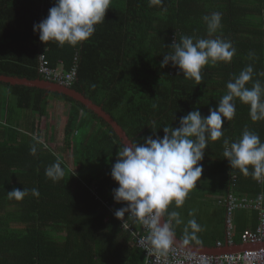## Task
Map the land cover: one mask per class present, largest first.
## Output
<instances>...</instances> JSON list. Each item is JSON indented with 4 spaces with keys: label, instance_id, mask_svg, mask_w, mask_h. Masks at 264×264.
<instances>
[{
    "label": "trees",
    "instance_id": "obj_1",
    "mask_svg": "<svg viewBox=\"0 0 264 264\" xmlns=\"http://www.w3.org/2000/svg\"><path fill=\"white\" fill-rule=\"evenodd\" d=\"M54 3L0 0V75L47 81L43 66L69 70L76 58L77 77L69 88L102 106L130 140L143 143L153 132L162 138L164 127H178L190 111L206 117L227 94V82L250 64L254 72L247 87L257 80L264 84V0H163L159 6H150L149 0H111L105 22L76 46L41 42L33 31ZM213 12L222 14L221 27L209 34L202 17ZM183 36L228 40L236 54L231 62L206 65L197 85L171 62L160 67L172 50L168 46ZM235 104L234 118L222 125L224 136L208 141L196 188L182 206H169L181 218L201 198L228 193L254 200L261 195L264 207V177L245 176L223 157V140H237L245 128L264 142V120L252 121L249 106L239 99ZM58 106L66 111L57 124L52 114ZM34 137L40 140L35 155L30 153ZM121 144L113 128L80 101L0 81V264H142V251L112 215L125 206L113 199L118 184L110 175ZM57 159L64 176L54 182L45 170ZM13 188L29 194L20 201L9 199ZM33 188L39 196L32 195ZM248 210L255 213L252 228L235 220ZM226 218L222 206L221 235L206 237L202 228L200 243L189 244L226 242ZM128 219L135 228L141 226ZM231 220L236 244L245 230L260 224L258 210L250 207L234 210ZM173 226L182 240L185 229L191 231L188 224L173 221Z\"/></svg>",
    "mask_w": 264,
    "mask_h": 264
},
{
    "label": "clouds",
    "instance_id": "obj_2",
    "mask_svg": "<svg viewBox=\"0 0 264 264\" xmlns=\"http://www.w3.org/2000/svg\"><path fill=\"white\" fill-rule=\"evenodd\" d=\"M162 3L163 0H149L150 6ZM110 4L111 0H55L47 17L35 24L33 31L39 33L41 42L54 41L61 46H76L95 33L96 25L105 22ZM202 19L209 34L221 27L220 12L205 15ZM168 47L172 50L163 55L160 67H166L171 62L172 66L179 68L183 77L193 79L197 85L203 80L202 69L206 65L231 62L236 54L232 43L220 38L183 36L179 42L173 41ZM249 55L251 58L255 54ZM253 72L250 64L229 80L227 94L222 96L216 108L209 109L206 117L198 110L190 111L180 118L178 127H164L162 138L153 132L155 138L145 137L143 143L135 139L122 142L110 175L118 184L113 190V199L125 206L116 210L114 216L123 221L127 214V217L142 223L149 230L147 242L158 254H166L177 244L173 221L178 226L183 220L178 211H169V206L173 203L176 207L182 206L190 191L196 188L203 172L200 162L208 141H217L224 136L222 125L234 118L235 100L239 99L249 106L252 121L264 120V84L257 80L251 88L247 87ZM34 140L30 147L33 155L40 143L39 137H34ZM223 144V157L230 167L245 176L264 177V142L257 133L245 128L240 138L233 142L225 138ZM45 175L54 182L62 179L64 170L61 161L57 159L48 166ZM31 193L39 196L36 188L31 189ZM28 194L29 190L25 188H13L7 192L9 199L17 201ZM189 215L194 216V212ZM188 227L191 231L185 229L182 243H200L197 233L202 231L201 225L193 218L188 221Z\"/></svg>",
    "mask_w": 264,
    "mask_h": 264
},
{
    "label": "built area",
    "instance_id": "obj_3",
    "mask_svg": "<svg viewBox=\"0 0 264 264\" xmlns=\"http://www.w3.org/2000/svg\"><path fill=\"white\" fill-rule=\"evenodd\" d=\"M77 68L78 63L75 58L69 70L62 71L61 69L43 66V72L47 81L70 87L76 80ZM235 179V176H232L231 186ZM215 197L218 202L223 204L226 208L227 222L225 235L226 244L228 245L235 244L232 237L233 222L231 219L233 211L244 207L258 210L260 224L254 231L245 230L241 236L242 243L250 244L254 247L233 253L211 255L207 253H195L175 245L166 254L160 255L152 250L151 245L147 242L149 230L142 223L139 228H135L126 215L123 221L118 220L121 223V227L130 234L133 243L142 251L144 256L143 264H264V248L255 246L256 244L264 242V207L262 206L261 195H259L256 200L246 196H236L233 193H228L226 196L218 195ZM112 215L114 216L113 211ZM222 245L220 241L216 242V246L221 247Z\"/></svg>",
    "mask_w": 264,
    "mask_h": 264
},
{
    "label": "crops",
    "instance_id": "obj_4",
    "mask_svg": "<svg viewBox=\"0 0 264 264\" xmlns=\"http://www.w3.org/2000/svg\"><path fill=\"white\" fill-rule=\"evenodd\" d=\"M222 206L224 205L218 202L215 196H212L209 199L201 198L199 200V204L196 203L195 206L189 205L186 208L187 212L182 215L183 223L188 224L189 219L191 220L194 218L196 219V221L198 220L201 221L203 234L206 237H212L219 234L221 235L222 226L221 224H218V219L220 218V208ZM190 212H194V216L189 215ZM247 212L248 213L242 214L244 216L237 217V215H235V220H238L241 224L245 225L247 228H252V222L255 213L252 210H248ZM135 222L136 224H138V226L140 225V222L138 220H135ZM213 239L214 238H210L209 242L213 241ZM190 245H192V247L197 249L198 252H205L211 255L238 252V251H242L244 249L243 247H246V245L241 242L234 245H227L225 242H223V246L221 247L216 246V242L214 245L211 246L203 245V244H194V243ZM255 246L264 248V242L256 244ZM201 247H205L206 249H202Z\"/></svg>",
    "mask_w": 264,
    "mask_h": 264
},
{
    "label": "water",
    "instance_id": "obj_5",
    "mask_svg": "<svg viewBox=\"0 0 264 264\" xmlns=\"http://www.w3.org/2000/svg\"><path fill=\"white\" fill-rule=\"evenodd\" d=\"M0 81H4L11 84H24L27 86L39 87L50 92L63 93L69 97H72L75 100L80 101L86 107L93 110L98 116L103 118L113 128L115 133L120 138L121 142L124 141L125 143H127V140H130L124 129L112 118V116L109 113H107L102 108V106L95 104L93 101L85 97L83 94L72 88L65 87L56 84L54 82H50L42 79L29 80L26 78H18V77L6 76V75H0ZM176 239H177V244H176L177 246L183 247L193 252L195 251L197 253H205V252H198L197 249L192 247V245L190 244L184 245L182 243L183 240L180 239L178 236H176ZM245 245L246 247H243L244 249H249L253 247V245L250 244H245ZM201 248L206 249L205 247H201Z\"/></svg>",
    "mask_w": 264,
    "mask_h": 264
},
{
    "label": "rangeland",
    "instance_id": "obj_6",
    "mask_svg": "<svg viewBox=\"0 0 264 264\" xmlns=\"http://www.w3.org/2000/svg\"><path fill=\"white\" fill-rule=\"evenodd\" d=\"M55 110V114H52L54 116V118L56 119L57 124L59 123V118L61 117L60 115L64 114L66 111V108L63 107H54ZM57 110V111H56Z\"/></svg>",
    "mask_w": 264,
    "mask_h": 264
},
{
    "label": "bare ground",
    "instance_id": "obj_7",
    "mask_svg": "<svg viewBox=\"0 0 264 264\" xmlns=\"http://www.w3.org/2000/svg\"><path fill=\"white\" fill-rule=\"evenodd\" d=\"M143 262H144V260H143ZM143 262H142V264H143Z\"/></svg>",
    "mask_w": 264,
    "mask_h": 264
}]
</instances>
